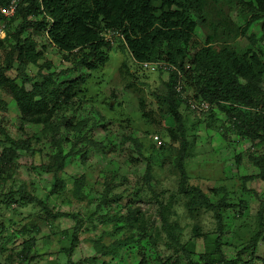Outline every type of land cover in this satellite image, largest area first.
<instances>
[{
  "label": "rangeland",
  "instance_id": "obj_1",
  "mask_svg": "<svg viewBox=\"0 0 264 264\" xmlns=\"http://www.w3.org/2000/svg\"><path fill=\"white\" fill-rule=\"evenodd\" d=\"M251 1H209L208 23L199 21L195 33L199 48L219 23L216 45L238 54L254 48L249 36L261 31L252 25L244 33L238 16L240 3ZM47 48L50 72L63 68L60 53ZM161 72L143 70L116 43L79 93L81 109L58 111L47 126L23 125L16 102L0 92V156L20 148L0 174V264H264V140L240 133L242 123L220 105L201 114L182 106L183 186L182 145L170 139L175 123L157 99L169 81ZM156 134L164 149L152 142ZM198 191L217 208L192 209ZM126 237L133 242L116 256L93 260Z\"/></svg>",
  "mask_w": 264,
  "mask_h": 264
},
{
  "label": "trees",
  "instance_id": "obj_2",
  "mask_svg": "<svg viewBox=\"0 0 264 264\" xmlns=\"http://www.w3.org/2000/svg\"><path fill=\"white\" fill-rule=\"evenodd\" d=\"M209 1L223 2L25 0L14 17L6 19L0 14V23L5 24L6 33L5 38L0 40L4 56L0 62V92L16 102L23 125L47 126L58 111L81 109L83 100L79 93H83L82 88L92 73L109 62L116 43L139 66L145 62L166 63L173 70L167 72L166 95L157 99L160 107L164 108L165 117L175 123V128H169L168 133L173 142H181L182 145L177 166L185 186L187 175L183 154L186 150V128L182 106L201 114L206 104L210 108L205 113L220 105L226 113L237 116L242 123L240 133L254 140H264V0L240 3L242 7L238 16L247 22L244 33L252 25H258L261 31L260 38L255 34L249 36L250 46L256 50L250 48L242 54L215 44L220 23L212 25L215 33L207 38L204 47L199 48L195 33L199 21L208 23L206 12ZM225 1L234 5L239 3V0ZM7 3L8 0H0L3 7ZM108 32H117L120 36L107 41L104 35ZM39 41L44 45L40 47ZM47 47L54 48L62 56L60 63L64 67L60 70L50 72L52 62L45 56ZM40 60L46 61L39 64ZM124 66L128 68L127 63ZM31 68H36V73L33 74ZM179 85L182 87L180 91ZM2 107L0 102V109ZM156 136L160 137L161 145L155 141ZM152 142L158 149L165 147L160 135H153ZM16 149L20 148L12 144L1 153L0 174L5 165L13 163ZM59 168L62 170L64 163ZM185 192L189 194L186 189ZM193 192L196 193V190ZM109 193L106 191L102 203L111 202ZM202 195L198 191L192 198V209L196 206L217 208ZM12 197L14 200L16 194ZM131 211L127 213V219L136 221ZM69 216L61 215L71 218ZM217 218L221 220L220 215ZM260 238L261 233L256 235L254 242L257 243ZM132 242L130 237H126L110 246H103L93 260L103 256L114 257ZM78 244L79 237L75 234L70 256H73ZM216 244L217 247L221 244L220 238ZM69 264H74V261Z\"/></svg>",
  "mask_w": 264,
  "mask_h": 264
},
{
  "label": "built area",
  "instance_id": "obj_3",
  "mask_svg": "<svg viewBox=\"0 0 264 264\" xmlns=\"http://www.w3.org/2000/svg\"><path fill=\"white\" fill-rule=\"evenodd\" d=\"M25 2V0H8V3L5 7L1 6L0 5V14L5 17L6 19H10L12 17H14V15L16 14L19 6L21 4H23ZM1 34L4 35V37L6 36L5 34V24L4 23H1V30H0V38H1ZM115 36H120L119 33L117 32H108L104 35L105 37V40L109 41L110 39H112L113 37ZM141 67L143 68V70L145 71H149V72H158L159 70H163L164 72H169V71H172L173 68L170 67L169 65H167L166 63L164 62H145V63H141L140 64ZM180 77H182L180 75ZM181 86L179 85L178 86V90L180 91L181 90ZM204 110L203 112H207L210 108L209 105H204ZM155 141L158 142L159 145H161V141H160V137L159 136H156L155 137Z\"/></svg>",
  "mask_w": 264,
  "mask_h": 264
},
{
  "label": "clouds",
  "instance_id": "obj_4",
  "mask_svg": "<svg viewBox=\"0 0 264 264\" xmlns=\"http://www.w3.org/2000/svg\"><path fill=\"white\" fill-rule=\"evenodd\" d=\"M0 25H1V23H0ZM6 34V33H5ZM0 39H2V38H0ZM150 63H152V62H150ZM141 64V63H140ZM141 66V65H140ZM142 68V67H141ZM143 69V68H142ZM160 71H163V70H159L158 72H160ZM149 72V71H148ZM164 72V71H163ZM164 73H167V72H164ZM183 77V76H182Z\"/></svg>",
  "mask_w": 264,
  "mask_h": 264
}]
</instances>
